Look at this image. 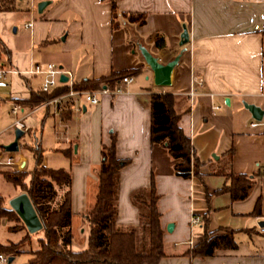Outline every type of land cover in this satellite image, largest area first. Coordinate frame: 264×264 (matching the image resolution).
Instances as JSON below:
<instances>
[{"label": "crops", "instance_id": "obj_1", "mask_svg": "<svg viewBox=\"0 0 264 264\" xmlns=\"http://www.w3.org/2000/svg\"><path fill=\"white\" fill-rule=\"evenodd\" d=\"M38 1L28 0L25 10L0 12V48L4 49L0 55L11 70H25L33 59L41 65L53 63L73 82L139 70L121 92L99 95L95 105L79 98L59 111L27 103L31 91L39 88L40 75L10 73L9 86L0 89L5 95L19 97V115L25 125L31 117L50 125L54 141L50 150L56 163L48 166L45 156L42 164L69 172L72 242L74 227L78 230L84 225L80 230L83 238L72 250L87 246L82 214L93 201L101 146H109L114 136L116 158L128 161L119 169L116 224H137V210L129 194L147 187L153 177L164 231L165 255L157 264H264V124L250 126L256 120L242 104H254L264 115V0H115L119 12L144 13L143 25L118 18L108 0H48L34 19L32 11ZM19 13H24L22 28L28 31L27 40L20 44L7 33ZM29 21L30 28H25ZM182 24L188 32L187 50L173 71L172 84L154 86L151 72L131 51L130 35L136 32L165 62L180 48ZM156 34L163 38L161 48L154 45ZM192 76L201 78L203 84L196 88L190 108L187 98L182 103L179 125L200 166L199 177H183L176 174L175 160L166 149L149 141V96L154 92L185 96ZM63 86L58 84L53 90ZM78 105L80 109L75 110ZM226 173L252 177L245 198L232 200L228 192L213 193L227 183ZM257 199L260 215H251ZM189 210L199 216L200 223L189 226L181 218ZM204 215L207 232L231 230L234 248L215 250L207 257L188 253L202 238ZM168 224H172L169 232L165 229Z\"/></svg>", "mask_w": 264, "mask_h": 264}, {"label": "trees", "instance_id": "obj_2", "mask_svg": "<svg viewBox=\"0 0 264 264\" xmlns=\"http://www.w3.org/2000/svg\"><path fill=\"white\" fill-rule=\"evenodd\" d=\"M110 2V10L126 23L143 25L144 13H124L116 8L115 0ZM25 2V5L23 4ZM28 0H0V12H14L27 9ZM113 21V20H112ZM154 45L163 46V38L155 35ZM2 51L4 49L2 48ZM138 69H127L111 72L108 76L98 79H84L73 82L75 89L88 90L100 85L112 88L123 76L135 75ZM66 86L49 93L31 91L27 103L31 106L40 105L47 99L61 94ZM185 96L177 97L171 93L154 92L149 96V141L160 144L172 160L177 175L189 177V154L191 148L188 137L179 125ZM23 135V134H22ZM115 137H111L109 146H101L100 163L95 172L97 182L93 201L82 214L83 222L87 224V246L82 250H72V235L70 232V175L62 168H50L42 164V149L38 144L26 146L34 160L33 168L27 172L24 169L13 172H3V179L26 194L34 209L40 224L41 236L35 238V247H29L32 233L23 226L13 224L9 231L24 230V235L17 242L0 243V252L14 258L20 253H27V264H157L164 257V231L160 226V213L157 209L158 194L153 177L149 185L132 190L129 194L131 203L137 210L135 226H120L116 224V200L119 169L127 160L118 159L114 150ZM230 150L228 154H231ZM63 152V151H62ZM64 153V152H63ZM193 176L199 177L200 162L192 154ZM227 183L213 193L228 192L232 200L245 198L252 186V177L244 174L226 173ZM251 215H260L259 199L254 204ZM21 221L17 214L6 207L3 196L0 195V222ZM207 216H202L204 232L198 243L193 245L188 253L192 256H211L215 250L235 247L232 232L220 228L217 232H207Z\"/></svg>", "mask_w": 264, "mask_h": 264}, {"label": "built area", "instance_id": "obj_3", "mask_svg": "<svg viewBox=\"0 0 264 264\" xmlns=\"http://www.w3.org/2000/svg\"><path fill=\"white\" fill-rule=\"evenodd\" d=\"M31 22L24 23L25 28H30ZM10 73H16L20 76H32L40 75L41 80L39 83V91L43 93H49L58 84H64L66 90L58 95H55L46 101L42 102V106H52L56 111L61 110L62 108L73 105L76 103L77 99L81 98L84 103L89 105H95L98 102V96L102 94H117L123 90V86L129 84L132 81L131 76H123L118 80L115 85L110 88L108 85H101L96 89L91 90H82L75 89L73 87V81L70 76L66 74L62 69L54 65L53 63H46L41 65L37 60L30 59L28 67L25 70H11L4 62L0 61V89L7 88L9 86L8 75ZM65 75L67 77L65 82L59 81V76ZM202 79L192 76L190 78V85L185 93V96L188 101L189 108L192 106V101L196 95V88L202 86ZM0 102L9 103V112L14 116L13 121L9 127L14 129H19L23 133L27 130L25 123L23 122V116L19 115L22 111L21 103L19 102V97L14 93H8L7 95L0 94ZM80 105L75 106V110H79ZM211 109H216V106H211ZM259 124H264L262 121H253L250 122V126H256ZM6 144V143H5ZM190 166L188 170L189 177L192 176V151L189 154ZM22 168V164L14 159L13 152L4 151L0 148V169L6 168ZM189 226L197 225L200 223V218L197 214L189 210L188 214L184 217H181ZM261 230L263 228H260ZM190 244V241H188ZM0 264H9L7 262V256L4 253L0 252Z\"/></svg>", "mask_w": 264, "mask_h": 264}, {"label": "rangeland", "instance_id": "obj_4", "mask_svg": "<svg viewBox=\"0 0 264 264\" xmlns=\"http://www.w3.org/2000/svg\"><path fill=\"white\" fill-rule=\"evenodd\" d=\"M33 12V17L36 19L39 17V14L35 10ZM25 17L24 13H19L18 19L16 20V23L13 24L10 28L7 29V33L12 39H14L16 42L24 43L27 40L28 31L24 30L22 28V17ZM33 21V19H32ZM15 27V31L13 32L12 28ZM132 30L129 29L128 31ZM0 50H2L0 48ZM0 61H4V56L0 55ZM142 78L144 75H141ZM138 77V78H141ZM151 78V76H150ZM1 95H5L3 92H0ZM14 116L9 112V105L5 102H0V148H2V145L5 143H8L13 138V127H9L11 122L13 121ZM264 118V115H263ZM27 127L30 128V131L24 132L23 135L18 139V150L16 152H13L14 159L22 163L23 168L25 171L29 172L34 165V160L31 155V152L27 148L28 146L35 145L40 143L41 147L43 148L42 151V157H47L49 160L47 161L48 166L55 165L54 158L56 155L52 153L50 150L54 143L53 137L51 135V128L48 122H46L44 125H41L38 121L35 122V119L31 117V119L26 120ZM27 146V147H26ZM73 144H72V152H73ZM23 168L15 169V168H6V169H0V195L3 196L4 204L6 207H9L8 200L14 195H17L18 193H21L19 188L17 186H13L11 183L5 181L3 179L2 173L3 172H13V171H19L23 170ZM83 221V219H81ZM16 224V226H21V221L16 222H7L5 219H2L0 222V243L5 244L8 242H17L23 235V230L18 231H9L8 227ZM86 224V223H85ZM84 225H82L78 230L74 227V238L71 245V248L79 243L80 240H82V234L80 233V230L82 229ZM32 242L29 247L25 246L23 247L24 251H27L28 249H31L35 247V238L41 236L40 229L34 233H32ZM29 255L27 253H20L16 255L13 260L9 264H27V258Z\"/></svg>", "mask_w": 264, "mask_h": 264}, {"label": "water", "instance_id": "obj_5", "mask_svg": "<svg viewBox=\"0 0 264 264\" xmlns=\"http://www.w3.org/2000/svg\"><path fill=\"white\" fill-rule=\"evenodd\" d=\"M50 3L48 0H41L36 3V12L41 13L45 6ZM133 41L134 48L131 50L137 54V57L151 72V80L154 86L166 87L172 84V75L174 69L181 62L184 53L186 52V43L188 42V32L184 24L181 25V32L179 34L178 45L180 48L165 62L159 60V56L153 54L147 45L136 32H132L130 35ZM67 77L65 75L59 76L60 82H65ZM226 102V101H225ZM243 107L248 110L252 119L260 121L263 115V110L254 104H248L243 102ZM84 109V107H83ZM23 132L19 129L13 130V138L6 144L2 145V149L7 152H16L18 150V139ZM75 151V147L73 148ZM8 205L13 210L28 233H34L41 228L40 221L32 208L30 201L25 193L21 192L16 196L8 200ZM263 222H258L261 226ZM172 224L166 226V231H170ZM13 260L12 257H7V262L10 263Z\"/></svg>", "mask_w": 264, "mask_h": 264}]
</instances>
